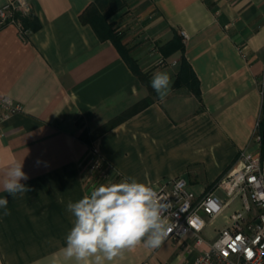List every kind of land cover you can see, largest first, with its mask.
Wrapping results in <instances>:
<instances>
[{"label": "crops", "instance_id": "0c3cea01", "mask_svg": "<svg viewBox=\"0 0 264 264\" xmlns=\"http://www.w3.org/2000/svg\"><path fill=\"white\" fill-rule=\"evenodd\" d=\"M11 1L0 0V8ZM28 1L27 35L16 23L0 27V98L23 108L0 123V174L23 161L28 176L21 180L28 189L23 195L0 189L10 211L0 209V264H74L62 253L73 226L66 206L89 193L84 169L91 146L119 182L131 177L159 187L184 178L198 197L243 151H261L255 132L264 106V0ZM92 6L111 13L108 23L150 87L158 72L171 77L163 100L152 87L150 95L110 39L82 20ZM176 37L183 50L164 55L161 48ZM182 58L200 98L195 83L175 86ZM147 98L146 108L91 146L82 139ZM221 218L223 227L208 225L205 237L217 238L226 225ZM186 247L141 243L106 264H192L205 248L186 256Z\"/></svg>", "mask_w": 264, "mask_h": 264}, {"label": "built area", "instance_id": "2783aa9c", "mask_svg": "<svg viewBox=\"0 0 264 264\" xmlns=\"http://www.w3.org/2000/svg\"><path fill=\"white\" fill-rule=\"evenodd\" d=\"M28 0H12L0 8V27L16 23L27 35L22 19L31 15ZM183 40L188 36L182 32ZM244 51V47L240 48ZM264 94V86H262ZM23 108L8 97L0 98V123L9 120ZM255 137L261 143L259 122ZM88 192L101 184L116 183L120 175L100 154L90 147L84 169ZM165 205L163 215L169 226L167 240L186 246V256L199 247L192 264H264V155L243 151L233 167L205 193L198 197L189 190L184 178H176L159 187L150 186ZM224 217L226 225L215 240L204 236L208 225ZM190 242V243H188Z\"/></svg>", "mask_w": 264, "mask_h": 264}, {"label": "clouds", "instance_id": "9594fccd", "mask_svg": "<svg viewBox=\"0 0 264 264\" xmlns=\"http://www.w3.org/2000/svg\"><path fill=\"white\" fill-rule=\"evenodd\" d=\"M151 87L163 100L171 90V77L158 72ZM22 162H13L0 174V189L15 198L28 189L21 180L28 176ZM8 199L0 198V209L10 215ZM73 226L62 249L66 261L74 264H106L125 249L143 243L148 248L160 247L169 234L163 215L165 205L146 183L125 178L116 183L101 184L76 202L67 203Z\"/></svg>", "mask_w": 264, "mask_h": 264}, {"label": "trees", "instance_id": "16d2710c", "mask_svg": "<svg viewBox=\"0 0 264 264\" xmlns=\"http://www.w3.org/2000/svg\"><path fill=\"white\" fill-rule=\"evenodd\" d=\"M110 14L111 13H109V14L108 13H105V14L100 13V11L98 9H96L95 6H92L89 10H87L82 15V20L85 23L91 24L101 39H103V40L110 39L117 46V48L120 50L122 55L125 57L129 66L133 70L134 74H136V76H138L142 80V82L148 87V89L150 91V95H151V93H153V92H152L150 84H149V76L146 73H143L139 69L136 62L128 55L126 48L124 47V45H122V41H121L122 38L113 31L112 24L108 23V20L110 18ZM25 20L26 19H24L23 21L27 26V21H25ZM180 40L181 39L176 37L173 41H171L168 44H166L165 46H163L161 48V51L164 53V55L167 56V55L172 54L173 52H175L177 50H183V46L180 43ZM187 76H188V78H187ZM191 82L195 83V87L192 88L193 93L198 98H200V93L198 90V85H197V81L194 77V74L192 73L186 59L182 58L181 71L177 77V80L175 82V86L181 85L183 83L189 85V84H192ZM150 102H151V100L149 98L141 101L140 103L134 105L128 111L123 113L118 118L112 120L109 124L105 125L104 127L97 130L96 132L91 133V135L89 134V132L85 131L82 135V139L86 143H88L89 146H91L92 140L95 139L97 136L107 132L114 125H117L118 123L122 122L123 120H125L129 116H132V115L140 112L141 110L146 108L150 104ZM259 135L261 137V153H262V155H264V106H263V110H262V116H261V119L259 122Z\"/></svg>", "mask_w": 264, "mask_h": 264}, {"label": "rangeland", "instance_id": "374dc122", "mask_svg": "<svg viewBox=\"0 0 264 264\" xmlns=\"http://www.w3.org/2000/svg\"><path fill=\"white\" fill-rule=\"evenodd\" d=\"M223 225H224L223 218L220 217L215 220L214 224L210 227V229L212 230L213 228H221L223 227Z\"/></svg>", "mask_w": 264, "mask_h": 264}]
</instances>
